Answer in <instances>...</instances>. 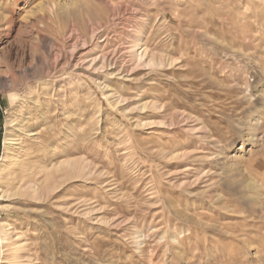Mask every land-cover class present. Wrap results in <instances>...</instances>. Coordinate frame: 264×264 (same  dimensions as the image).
<instances>
[{
  "label": "rangeland",
  "instance_id": "rangeland-1",
  "mask_svg": "<svg viewBox=\"0 0 264 264\" xmlns=\"http://www.w3.org/2000/svg\"><path fill=\"white\" fill-rule=\"evenodd\" d=\"M3 10L0 168L14 120L27 175L68 158L90 170L39 196L0 181V226L24 244L13 261L0 241V264H264V0Z\"/></svg>",
  "mask_w": 264,
  "mask_h": 264
},
{
  "label": "bare ground",
  "instance_id": "bare-ground-1",
  "mask_svg": "<svg viewBox=\"0 0 264 264\" xmlns=\"http://www.w3.org/2000/svg\"><path fill=\"white\" fill-rule=\"evenodd\" d=\"M3 12L4 13L2 14L0 13V37H8L11 26L13 25L12 24L13 19L12 16L7 15L6 10H3ZM141 46L143 47V44H141ZM138 50L139 51L136 52L135 55L143 65L157 66L158 58L156 57V55L148 53L146 50L141 49V47ZM76 60H80V56H76L74 58V61ZM87 63L88 62H86L85 60L82 62L84 66ZM89 63H90L89 66H95L98 64L93 59ZM14 125H15L14 120H9L7 122V130H6L7 132L4 137V143H3L5 151L7 152V154L5 155L7 161L3 165V167L0 168V181L2 184L1 186L3 187L1 192L3 195L6 194L7 196H15V195L39 196L40 194H43L44 192L52 189V186L55 184V181L57 180L56 179V175L58 176L57 173H61V177H63L71 174L72 172H75L77 167L81 168L84 172H88L90 170L89 165L87 164V162H85V160H83L82 157H81L82 159L68 158L50 167L45 165L44 166L38 165L39 166L38 169H36L34 173L32 172L33 173L32 176L27 175L26 173L27 165L25 162L21 160V155L19 154V150H21V144H22L21 135L23 134V131L21 128H19V130L17 131L21 133L20 135L12 134L11 127H13ZM33 134L34 133L31 132L29 136L30 135L32 136ZM8 230L6 231L5 229H3L2 226H0V241L1 242L6 241L7 246H9V250L12 254L13 261H17L19 258L23 257L20 254V251L23 249L24 244L20 243V237H21L20 234Z\"/></svg>",
  "mask_w": 264,
  "mask_h": 264
}]
</instances>
